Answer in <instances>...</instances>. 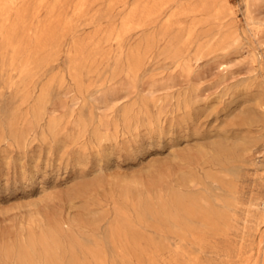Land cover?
I'll use <instances>...</instances> for the list:
<instances>
[{
	"label": "rangeland",
	"instance_id": "obj_1",
	"mask_svg": "<svg viewBox=\"0 0 264 264\" xmlns=\"http://www.w3.org/2000/svg\"><path fill=\"white\" fill-rule=\"evenodd\" d=\"M0 264H264V0H0Z\"/></svg>",
	"mask_w": 264,
	"mask_h": 264
},
{
	"label": "bare ground",
	"instance_id": "obj_2",
	"mask_svg": "<svg viewBox=\"0 0 264 264\" xmlns=\"http://www.w3.org/2000/svg\"><path fill=\"white\" fill-rule=\"evenodd\" d=\"M130 107V106H129ZM91 110V109H90ZM133 110H134V108H133ZM128 112V111H127ZM127 116V115H126ZM122 118V117H121ZM130 121V120H129ZM262 122V121H261ZM126 131V130H125ZM145 147V146H144ZM142 151V150H141Z\"/></svg>",
	"mask_w": 264,
	"mask_h": 264
}]
</instances>
